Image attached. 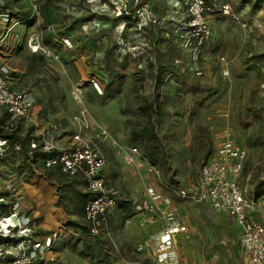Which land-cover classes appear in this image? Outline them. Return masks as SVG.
Here are the masks:
<instances>
[{"label": "rangeland", "instance_id": "1", "mask_svg": "<svg viewBox=\"0 0 264 264\" xmlns=\"http://www.w3.org/2000/svg\"><path fill=\"white\" fill-rule=\"evenodd\" d=\"M2 1L10 22L1 53L12 86L36 96L38 121L50 132L60 131L65 140L79 132L111 157L106 185L116 205L107 221L91 224L78 195L82 175L58 164L47 167L41 153L28 159L9 142L0 155V221L16 213L12 227L22 222L37 241L52 238L36 264H132L124 223L156 220L159 214L142 200L153 189L178 206L185 227L173 242L183 264H248L240 227L175 190L195 183L200 163L231 138L248 151L241 188L247 196L264 193V0H206L211 32L203 41L188 27L190 0H37V9L31 0ZM223 2L230 4L229 14L220 10ZM34 35L44 52L30 51ZM150 100L160 108L154 134L138 138L134 131L148 123L141 108ZM5 122L0 116V129ZM14 130L26 137L24 150L40 149L45 141L32 123ZM150 143L166 163L155 164L160 173L146 177L152 173L147 164L153 165L144 155ZM133 146L146 165L140 171L126 160ZM13 229L8 241L0 232V260L19 252L15 246L25 234Z\"/></svg>", "mask_w": 264, "mask_h": 264}, {"label": "built area", "instance_id": "2", "mask_svg": "<svg viewBox=\"0 0 264 264\" xmlns=\"http://www.w3.org/2000/svg\"><path fill=\"white\" fill-rule=\"evenodd\" d=\"M31 1L37 9V0ZM2 2L0 0V19L6 20V23L4 26L0 24V116L6 121L2 128L14 130L25 123H32L31 110L36 97L28 90L12 86L11 68L4 62L1 53L8 37L5 30L10 22V18L1 12ZM219 8L224 14H229L231 10L228 2L221 3ZM211 9L210 3L206 0H190L188 3V27L199 41L210 35L207 14ZM28 45L31 52L45 51L38 35L32 36ZM8 144V139L0 137L1 156L8 152ZM42 150L57 151L55 155L44 160L47 167L58 164L63 172L82 175L85 190L93 194L84 205V219L91 224L105 221L108 211L116 205V197L106 186L102 175L105 158L101 151L99 152L88 139L85 140L79 132L73 134V142L68 147H63L55 141H44ZM138 151L137 146L132 147V153ZM247 155V148L243 144L231 138L224 139L216 148L215 154L201 163L198 183L193 187L177 186L175 193L179 198L197 204L207 202L215 211L230 217L241 229L239 241L248 264H264V194L257 197L247 196L239 184ZM126 160L129 163L133 161L129 155H126ZM149 169L156 174L160 173L154 165H149ZM149 195L153 199L160 198L155 191H151ZM15 214H9L1 219L0 232L2 231L6 237L13 228H20L25 235L21 242L16 243L15 247L19 248V252L4 257L0 264H36L39 249L50 246L52 238L46 236L44 242L37 241L33 234L34 229L22 226V222L12 227L11 219ZM166 221L167 224L156 241L155 261L157 264H183L173 237L185 226L183 223L175 222L171 213L167 215ZM13 224L16 225L14 221Z\"/></svg>", "mask_w": 264, "mask_h": 264}, {"label": "crops", "instance_id": "3", "mask_svg": "<svg viewBox=\"0 0 264 264\" xmlns=\"http://www.w3.org/2000/svg\"><path fill=\"white\" fill-rule=\"evenodd\" d=\"M35 105H36V103H35ZM35 105L32 107L31 116L33 118L32 119V126L35 125V128L37 129V131H36L37 135H42L45 138V141H55L56 143H58L59 145H62L63 147L70 146L73 142V136L71 137L70 140L69 139L65 140V139H62V137H64V136L62 135V133H60V131L54 132V130H53L52 132H50L48 125H46L43 122L38 121L37 110H35V108H36ZM215 152L216 151H213L212 154H210V156L208 158L212 157L215 154ZM119 154H120V152H119ZM126 155L131 156L133 159V161L130 163V165H128V167H130L132 170H139L140 171V170H142V167L146 166L145 164L143 165L142 161L138 157L139 155L137 153H132L131 149L128 153H126ZM103 156L105 158V165L102 169V175H103V177L105 179V183H106V180L107 181L109 180V177H107V170H109V162H111V159H110L111 157L109 156V154H107L106 156L105 155H103ZM201 163H200V165H201ZM113 166L116 167L115 164H113ZM147 166H149V165L147 164ZM147 169L150 171L149 167ZM199 170H200V166H199ZM149 171L146 170V172H149ZM150 172H152V173L146 174L145 176L147 177L150 174L151 175L156 174V172H153V171H150ZM198 178H199V175H198ZM198 178H197L195 183H187L186 185H179V186H181V188H182V186L193 187L198 183ZM81 186L82 187H80V189H78V192L80 193L78 195L83 197L82 193L85 192L86 190H85V185H84V187H83V185H81ZM151 191H155L156 193L158 192L155 189H153ZM160 196L161 197L158 199H153L148 193H146L142 197L143 198L142 200L144 201V204L146 205L145 208L150 209L151 211H153V213L159 214L155 221L150 222V223H146V224H140L139 221H135L132 219L130 221V219H129V220H127V222L124 223L125 224V232L127 234V237L132 241L131 244L134 245V247H135L134 248L131 244L129 246L128 245L124 246L125 251H127L129 253L132 252L131 253L132 264H157L155 261L156 241H157V239H159L158 237H159L160 233L162 232L163 228L167 224L166 217L168 214H170V213L173 214L175 222L184 223L182 220H180V217L176 216L177 211L175 213V210L177 209L178 206H176L175 202H173L169 196H166V195H160ZM85 204L86 203L83 201V205H82L83 206V215H84V205ZM200 204H205V205H208L209 207H211L210 204L207 202H203ZM211 208L213 209V207H211ZM64 211L65 210L62 209V212H64ZM105 221H107V217H106ZM101 222H104V221H101Z\"/></svg>", "mask_w": 264, "mask_h": 264}, {"label": "trees", "instance_id": "4", "mask_svg": "<svg viewBox=\"0 0 264 264\" xmlns=\"http://www.w3.org/2000/svg\"><path fill=\"white\" fill-rule=\"evenodd\" d=\"M123 15L120 14L119 16L115 17V18H119ZM148 23H146L147 25ZM145 25V26H146ZM40 58H43V55L40 54L39 55ZM159 77V76H158ZM142 112L143 114H145L147 116V119H148V123L145 125V127L140 130V132L138 133L137 131H134V134L136 137L138 138H141L142 137V134L141 132L143 133L144 131H148L150 130L152 135L154 134L152 129L154 128L153 126V123L155 122V115L156 113H159L160 111V108L159 107H156L155 106V103L152 102L151 100L150 101H146L144 106H142ZM15 130H6V129H3L1 127L0 129V137L3 138V139H8L10 143L14 144L16 147L19 146L20 149H22V151L24 152V154H26L25 156L28 158V159H35L37 157V155L39 153H41L43 155V162L44 160L47 158V157H50V156H53L56 154V150H53V151H44L42 150V145H39L40 146V149H25L24 150V145H25V141H26V137H21V136H18L16 134V132H14ZM150 140V139H149ZM144 155H146V157L148 158V160L151 162V164L155 165V164H158V165H161V164H165L166 163V160L162 159L160 160L157 155H156V152L154 150H152L151 148V143L150 144H146L145 145V150H144ZM4 156V155H3ZM160 160V161H159ZM62 170V169H61ZM1 191H0V195H1ZM264 193H262L261 195H263ZM93 194L91 192H88V191H85L82 193V196L84 197L83 198V201L86 203V201L92 196ZM261 195H257V196H261ZM256 196V197H257ZM1 197V196H0ZM252 197H255V196H252ZM16 203V202H15ZM14 207V205H13ZM9 215V214H8ZM107 217V216H106ZM73 224L76 225L82 232H86L88 231V225L85 224V223H82L81 221H76V220H73ZM33 234L36 235V232H33ZM10 238L12 239L13 237H3L4 240H10ZM0 240V242L3 241Z\"/></svg>", "mask_w": 264, "mask_h": 264}]
</instances>
